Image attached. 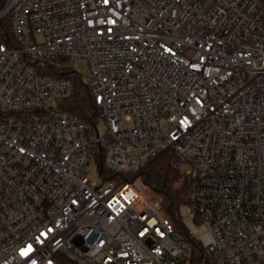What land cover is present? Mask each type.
Segmentation results:
<instances>
[{
    "label": "built area",
    "instance_id": "1",
    "mask_svg": "<svg viewBox=\"0 0 264 264\" xmlns=\"http://www.w3.org/2000/svg\"><path fill=\"white\" fill-rule=\"evenodd\" d=\"M72 59L87 62L86 81ZM67 69L92 122L66 109ZM165 152L190 168L198 238L143 180ZM65 259L264 264V0H6L0 264Z\"/></svg>",
    "mask_w": 264,
    "mask_h": 264
},
{
    "label": "trees",
    "instance_id": "2",
    "mask_svg": "<svg viewBox=\"0 0 264 264\" xmlns=\"http://www.w3.org/2000/svg\"><path fill=\"white\" fill-rule=\"evenodd\" d=\"M6 0H0V9ZM8 27V23H5ZM5 41L10 42L12 34L10 29L1 32ZM65 76L73 79L75 92L73 98L66 104V109L72 113L92 122L96 119L92 97L80 78L76 77L72 70L67 69ZM182 164L171 152H165L151 162L143 172L144 182L163 197V213L175 224L177 229L185 233V227L180 214L182 206L186 205L188 195V181L182 178ZM197 248L192 251V259L195 260ZM65 264H75L65 259Z\"/></svg>",
    "mask_w": 264,
    "mask_h": 264
},
{
    "label": "rangeland",
    "instance_id": "3",
    "mask_svg": "<svg viewBox=\"0 0 264 264\" xmlns=\"http://www.w3.org/2000/svg\"><path fill=\"white\" fill-rule=\"evenodd\" d=\"M193 51H189L188 54L192 55ZM67 66H69L72 70H74L76 73L75 74H81L82 79L84 81L87 80V72H88V64L85 60L82 59H72L67 62ZM100 131L102 132L103 129L101 126H99ZM188 165H184L181 167L182 170V178H185V173L189 170ZM87 173L90 175V180L95 183H100V176L98 173V169L95 165H90L89 168L87 169ZM180 214L182 216V220L187 227V229L195 236L199 237L203 235L207 231V227L205 225H201L197 223L193 216H191L188 211L186 206H182L180 209Z\"/></svg>",
    "mask_w": 264,
    "mask_h": 264
}]
</instances>
